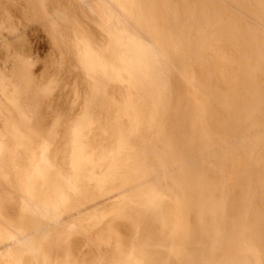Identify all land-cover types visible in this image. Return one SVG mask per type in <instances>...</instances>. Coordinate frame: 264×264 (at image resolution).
Segmentation results:
<instances>
[{
    "label": "bare ground",
    "instance_id": "bare-ground-1",
    "mask_svg": "<svg viewBox=\"0 0 264 264\" xmlns=\"http://www.w3.org/2000/svg\"><path fill=\"white\" fill-rule=\"evenodd\" d=\"M0 46V264H264V0H0Z\"/></svg>",
    "mask_w": 264,
    "mask_h": 264
},
{
    "label": "rangeland",
    "instance_id": "rangeland-1",
    "mask_svg": "<svg viewBox=\"0 0 264 264\" xmlns=\"http://www.w3.org/2000/svg\"><path fill=\"white\" fill-rule=\"evenodd\" d=\"M13 12L16 21H19L21 19L20 10L17 9ZM21 30V36L25 45V50H23L19 46V44H16L17 41H13L9 38V36L5 34L6 38L11 41V44H13L10 47L11 51L22 53L27 58L31 59V61L33 62L35 76L41 82L50 80L58 73L57 68L55 66V62H57L59 58L57 49L54 47L48 34L40 25L35 23H24V26L21 27ZM11 66L12 65L10 62V55L8 51H6V49L0 46V69H9ZM63 81L64 84L62 87V91L60 92V94L62 95L58 97L55 101L56 105L58 103H60V105L54 107V109L62 110L63 114L70 115L72 113L71 106L73 98L72 94L69 91L70 89L72 90L76 82H79V84L81 85V79L79 76L76 77L75 74H69L64 78ZM81 245L83 253L87 255L88 246L86 242H82Z\"/></svg>",
    "mask_w": 264,
    "mask_h": 264
}]
</instances>
